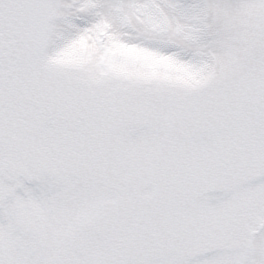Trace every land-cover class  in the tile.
<instances>
[{
    "label": "snow or ice",
    "instance_id": "1",
    "mask_svg": "<svg viewBox=\"0 0 264 264\" xmlns=\"http://www.w3.org/2000/svg\"><path fill=\"white\" fill-rule=\"evenodd\" d=\"M0 264H264V0H0Z\"/></svg>",
    "mask_w": 264,
    "mask_h": 264
}]
</instances>
